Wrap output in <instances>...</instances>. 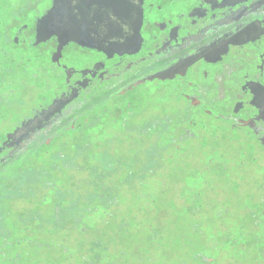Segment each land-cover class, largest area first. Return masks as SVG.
Instances as JSON below:
<instances>
[{"label": "flooded vegetation", "instance_id": "flooded-vegetation-1", "mask_svg": "<svg viewBox=\"0 0 264 264\" xmlns=\"http://www.w3.org/2000/svg\"><path fill=\"white\" fill-rule=\"evenodd\" d=\"M197 155L229 198L187 186L179 242L152 227L135 263L264 264V0H0V264L136 259L126 196ZM99 209L125 233L96 240Z\"/></svg>", "mask_w": 264, "mask_h": 264}, {"label": "rangeland", "instance_id": "rangeland-1", "mask_svg": "<svg viewBox=\"0 0 264 264\" xmlns=\"http://www.w3.org/2000/svg\"><path fill=\"white\" fill-rule=\"evenodd\" d=\"M76 136L78 138L77 142H79L78 147L79 146L85 147L86 134H84L83 136L78 134ZM51 155L53 154H50V156ZM46 160H47V169L49 170L51 168L50 157H48ZM201 160L198 155L194 162H192L191 160L188 161L187 158H184L186 166H184L185 164L182 159H179L175 163V165L171 164V162L169 161H165L164 164L159 165V170H160L159 174H157V176L154 178H149L148 180L147 183L149 184L148 191H152L154 194L152 198L148 197L146 199L145 198L138 199L137 201L138 203L135 204V202H132V198H130L129 195L126 196L129 199L126 200V203H123L122 208L117 212V214L120 217H129L132 219L134 218L135 221L133 222H134L135 230L136 231L140 230L141 234L140 236L137 237L134 236L137 240L138 246L132 245L129 248L132 249V252H135L136 255H138L136 259L128 256L127 253V256L125 258L122 257L115 259L117 262H119V264H137L135 263V261L138 262L141 257L148 260V258L153 255L150 252L149 254L146 253V251H148L147 250L148 245L145 240V236L150 233L152 227H156L157 230L161 233L160 239L163 240V242L165 243L167 242V234L169 233H174L175 240L179 242L180 240L179 236L183 233V225H182L181 217L185 213L187 214V205H192V203L197 200V198H195V194L189 192L185 194V188L187 186L196 188L197 191L200 189V191L203 192L201 198L202 203L206 202L208 204L214 205L217 202H221L220 197L222 195H224L226 198H229L228 194H222L215 191L214 192L205 191L203 187L204 181L201 182L200 179L191 175V173L194 174V173L203 172L204 165ZM78 165L81 166L79 170L84 169V166H82L81 164ZM189 165L191 166L190 168ZM173 169L176 170V173L172 172ZM78 180H79V185L85 187L88 186V182H90V177L87 173H80L78 174ZM143 182H145L144 178H143ZM124 202H125V198H124ZM131 202L134 203V205ZM137 208H143L142 212L140 213V211ZM116 210L117 209L112 210V212H116ZM207 212L213 213L210 210H207ZM102 216H103V211L99 209L97 217H94L95 218L94 232H95L96 240L99 238L103 239L102 238L103 235L115 236L118 233H125L126 228H128V226L126 227L123 226L120 227L119 229L118 226H111V227L106 226L104 224L103 219L101 218ZM156 217H158L159 219L158 222L154 221ZM190 217L195 218V222H199V220L204 218V216L201 217L190 216ZM140 220H142L141 223H139ZM130 233H132V231H130ZM199 242H200L199 239L197 238L194 239V247H195L194 250H199L200 248ZM118 244L119 242L111 243L109 249L113 250L114 248L116 250H121L120 247H117ZM123 249H125L124 246ZM141 250L143 255L141 254ZM159 252L160 255H159L158 264H169L170 255L168 254V252L163 247L159 248ZM176 252L179 253L182 251L176 249ZM50 254L51 256H59L61 257V259H64V257L61 255L59 250H56L55 252H51ZM120 260L122 261V263ZM173 262L175 264L174 259ZM228 262H231V259L229 256H225L223 258V261L220 262V264H228ZM142 264H150V263L147 261L146 263L142 262Z\"/></svg>", "mask_w": 264, "mask_h": 264}, {"label": "water", "instance_id": "water-1", "mask_svg": "<svg viewBox=\"0 0 264 264\" xmlns=\"http://www.w3.org/2000/svg\"><path fill=\"white\" fill-rule=\"evenodd\" d=\"M56 13H57V10L55 9V11L53 12V14H51L48 18H47V24H52L55 22V20L57 19V16H56ZM126 18L129 17L128 13H126L125 15Z\"/></svg>", "mask_w": 264, "mask_h": 264}]
</instances>
